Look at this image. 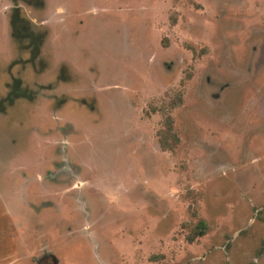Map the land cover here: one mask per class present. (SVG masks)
Returning a JSON list of instances; mask_svg holds the SVG:
<instances>
[{"label": "rangeland", "instance_id": "obj_1", "mask_svg": "<svg viewBox=\"0 0 264 264\" xmlns=\"http://www.w3.org/2000/svg\"><path fill=\"white\" fill-rule=\"evenodd\" d=\"M0 264H264V0H0Z\"/></svg>", "mask_w": 264, "mask_h": 264}, {"label": "trees", "instance_id": "obj_2", "mask_svg": "<svg viewBox=\"0 0 264 264\" xmlns=\"http://www.w3.org/2000/svg\"><path fill=\"white\" fill-rule=\"evenodd\" d=\"M166 119H167L168 122L171 124V118H170V116H168ZM203 233H204V231L201 229V230L199 231L198 235H202ZM190 239L193 240V236H190Z\"/></svg>", "mask_w": 264, "mask_h": 264}]
</instances>
